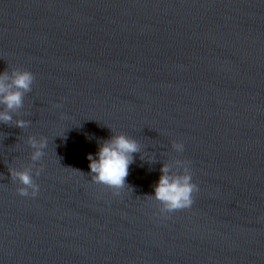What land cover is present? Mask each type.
<instances>
[{
  "label": "water",
  "instance_id": "obj_1",
  "mask_svg": "<svg viewBox=\"0 0 264 264\" xmlns=\"http://www.w3.org/2000/svg\"><path fill=\"white\" fill-rule=\"evenodd\" d=\"M19 70L35 79L0 105V264H264V0H0V73ZM121 133L140 151L116 189L88 155ZM164 167L189 168L190 208L161 211Z\"/></svg>",
  "mask_w": 264,
  "mask_h": 264
},
{
  "label": "clouds",
  "instance_id": "obj_2",
  "mask_svg": "<svg viewBox=\"0 0 264 264\" xmlns=\"http://www.w3.org/2000/svg\"><path fill=\"white\" fill-rule=\"evenodd\" d=\"M34 79L33 73L27 70L16 71L11 78L7 72L0 73V105L8 110L22 107L24 93L31 90ZM11 119L10 112H0V122H8ZM17 123L23 128L28 122L21 120ZM31 143L36 149L32 159L39 161L45 154L47 140L32 139ZM175 147L178 151L184 150L183 143L176 142ZM139 151L140 145L135 139L123 133L113 135L102 143L97 153L88 155L92 180L116 189L124 187L130 166L135 162L134 154ZM40 172L41 170L38 169L35 175L39 176ZM162 172L164 175L160 177L155 187L154 196L163 205L161 211L171 213L190 208L194 203V193L199 191V186L193 182L189 168L186 167L182 175L170 176L167 167H164ZM12 176L22 185L18 188L21 196L36 197L39 194L40 186L34 180L32 170L13 171Z\"/></svg>",
  "mask_w": 264,
  "mask_h": 264
}]
</instances>
